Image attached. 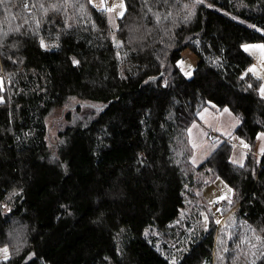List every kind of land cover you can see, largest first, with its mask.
I'll return each instance as SVG.
<instances>
[{"label":"trees","instance_id":"16d2710c","mask_svg":"<svg viewBox=\"0 0 264 264\" xmlns=\"http://www.w3.org/2000/svg\"><path fill=\"white\" fill-rule=\"evenodd\" d=\"M124 1L116 29L90 0L0 3V248L24 227L0 264H171L146 232L168 237L188 190L217 176L264 237V154L250 155L262 81L245 74L243 49L264 44V0ZM187 49L199 59L190 78L178 67ZM67 105L53 142L47 120ZM210 106L239 118L243 167L227 141L193 166L188 132ZM213 249L202 233L177 264H211Z\"/></svg>","mask_w":264,"mask_h":264},{"label":"rangeland","instance_id":"374dc122","mask_svg":"<svg viewBox=\"0 0 264 264\" xmlns=\"http://www.w3.org/2000/svg\"><path fill=\"white\" fill-rule=\"evenodd\" d=\"M91 5L107 17L108 25L116 29L120 17L125 14L126 6L124 0H90ZM123 4V8L121 7ZM105 9H111L106 11ZM123 13V15H121ZM44 48L51 46L44 43ZM119 44V43H117ZM183 62L180 64L179 62ZM178 67L186 78L193 75L199 62L198 57L187 49L182 53ZM191 72V76L185 75ZM0 77L4 78L3 72ZM1 81V78H0ZM264 84V83H263ZM71 106L56 110L47 120L50 138L56 142L58 134L66 125L65 113ZM210 106L203 110L198 120L190 127L188 135L193 148L192 164L198 167L211 153L223 142L232 145L233 153L231 161L236 165H243L248 153V146L235 135L239 125V118L229 109L225 111ZM64 116V118H63ZM71 122L86 124L91 118L89 112L86 114H74ZM250 155L256 160H261L264 154V134L257 138V144ZM258 163V162H257ZM231 190V191H230ZM235 190L221 177L208 180L200 191L188 190L185 194L184 207L180 211L178 219L170 225L169 236L159 234L155 231H147L148 237L156 238V247L173 264L179 263L181 259L190 252L193 245L200 240L202 233L212 231L214 233V249L211 264H255L262 253H264V237L256 228L250 226L244 219L235 213L232 206ZM220 221V223H216ZM21 225L10 234V241L0 248V262L7 261L15 252L18 245L17 239H22ZM7 249L5 253L3 250ZM200 264H209L201 262Z\"/></svg>","mask_w":264,"mask_h":264},{"label":"crops","instance_id":"0c3cea01","mask_svg":"<svg viewBox=\"0 0 264 264\" xmlns=\"http://www.w3.org/2000/svg\"><path fill=\"white\" fill-rule=\"evenodd\" d=\"M245 46H248L245 48ZM264 46L262 43H250L243 46L244 51L253 59V64L246 70L245 74H250L264 83V48L253 47ZM260 93V92H259ZM261 96V95H260Z\"/></svg>","mask_w":264,"mask_h":264},{"label":"snow or ice","instance_id":"6c2138e0","mask_svg":"<svg viewBox=\"0 0 264 264\" xmlns=\"http://www.w3.org/2000/svg\"><path fill=\"white\" fill-rule=\"evenodd\" d=\"M3 0H0V3H2ZM204 0H196V3H203ZM35 5H33L34 7ZM25 7H27V4H25ZM41 8H43V5H40ZM121 7L123 8V4H121ZM106 11H111V9H105ZM121 15H123V13H121ZM41 47H45V44H44V41L41 40ZM248 46H245V48H247ZM253 47H260V48H264V46H253ZM79 62L76 61V60H73V64H78ZM180 64H182L183 62H179ZM185 75L187 76H191V72H185ZM165 86H167V82H165ZM249 87H251V85H249ZM259 92H260V95H261V98L264 99V84H262L259 88ZM225 111H228L227 109H225ZM233 163H236L235 160L232 161ZM241 167H243V165L241 164L240 165ZM231 191V190H230ZM216 223H220V221H216ZM5 253L7 252V249L5 248L3 250ZM262 255H264V253H262ZM173 264H175V261H173Z\"/></svg>","mask_w":264,"mask_h":264}]
</instances>
